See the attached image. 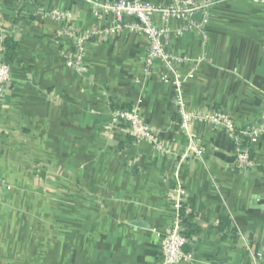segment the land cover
<instances>
[{"label": "crops", "instance_id": "obj_1", "mask_svg": "<svg viewBox=\"0 0 264 264\" xmlns=\"http://www.w3.org/2000/svg\"><path fill=\"white\" fill-rule=\"evenodd\" d=\"M201 1L215 2L202 30L168 25V53L187 59L177 64L184 106L250 128L264 99V4ZM54 10L67 22L46 15ZM106 24L81 1L0 0V30L14 46L0 94V264H158L157 234L169 231L179 190L184 264H264V139L250 145L254 167L244 171L220 128L180 130L174 88L158 61L144 74L148 42L127 29L91 38L83 69L67 67L68 30ZM131 108L162 153L110 125L111 110ZM192 140L197 157L185 156Z\"/></svg>", "mask_w": 264, "mask_h": 264}, {"label": "built area", "instance_id": "obj_2", "mask_svg": "<svg viewBox=\"0 0 264 264\" xmlns=\"http://www.w3.org/2000/svg\"><path fill=\"white\" fill-rule=\"evenodd\" d=\"M85 2L92 7L94 16L107 19L104 28L76 34L73 30H68L74 39V54L66 58V65L75 70H82L86 55V48L91 38L101 35L116 37L122 30L142 35L148 42V48L143 58V72L149 75L154 71V63L160 62L164 73L160 74L163 83L170 84L176 94L178 114L180 117V130H187L188 125L193 121H207L213 126L220 128L230 135L235 162L239 169L247 171L254 167L250 155V145L264 139V99L257 123L247 129H239L235 123L223 112L216 111L207 116H199L186 110L182 98V81L177 69V64L187 61L185 58L175 57L168 53L170 34L168 25L170 22L182 21L187 28L202 30L207 23L208 9L215 3L201 0H169L168 5H154L145 0H76ZM264 4V0H256ZM202 15V21L195 23L192 17L195 14ZM60 22H67L68 15L59 11H52L48 14ZM158 18V23L155 22ZM178 35L181 32L177 33ZM5 55L4 32L0 30V94L6 85L11 81V68L3 57ZM111 126H125L129 134L136 140H144L152 143L156 152L162 153L164 148L157 141L154 132L142 120L137 108L115 109L109 113ZM189 153L185 156L199 155V148L192 140ZM181 196L182 191H178L174 204V217L169 231L159 235L161 256L158 264H184L189 262L191 255L184 250L187 239L184 235L183 219L181 216Z\"/></svg>", "mask_w": 264, "mask_h": 264}, {"label": "trees", "instance_id": "obj_3", "mask_svg": "<svg viewBox=\"0 0 264 264\" xmlns=\"http://www.w3.org/2000/svg\"><path fill=\"white\" fill-rule=\"evenodd\" d=\"M9 47H14V46H9V44H8V41L6 40L5 41V52H6V50L9 48ZM181 216H182V219H183V212L181 211ZM183 221V225L185 224V221H184V219L182 220ZM228 227V223L227 222H224V227ZM184 233H186V231L184 230ZM185 235V234H184ZM187 236V235H186Z\"/></svg>", "mask_w": 264, "mask_h": 264}]
</instances>
